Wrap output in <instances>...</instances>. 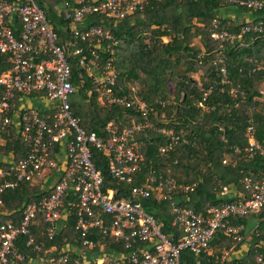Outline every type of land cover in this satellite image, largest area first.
Segmentation results:
<instances>
[{"label":"built area","instance_id":"built-area-1","mask_svg":"<svg viewBox=\"0 0 264 264\" xmlns=\"http://www.w3.org/2000/svg\"><path fill=\"white\" fill-rule=\"evenodd\" d=\"M149 1L64 0L57 10L75 37L95 40L98 49L105 40L116 43L99 26L84 27L88 16L97 14L123 20L142 12ZM230 3L241 9L264 11V0H230ZM249 34L264 39V21L243 26L238 34L214 32L211 38L233 44ZM67 52L66 45L58 43L48 11L36 0H0V59H7L10 64L0 74V147L4 146L3 134L8 131L28 144L24 157L18 161L11 154L0 155V210H3L0 217L7 218L0 222V264H182L184 252L194 257L207 254L217 231L235 235L239 228L230 224L231 218L244 217L262 208L264 171L258 181L250 178L243 181L244 193L209 205L203 212L172 204L171 227L181 234L173 241L144 207L152 194L157 200L171 199L172 182L156 184L152 179L145 185L134 186L128 197L121 199L114 197L112 189L102 190V174L92 160L93 153L107 157L108 173L113 180L133 184L134 175L144 163L135 135L150 126L148 111L142 105L143 122H132L121 129L110 122L105 129L106 138L83 130L71 112L70 99L76 89ZM90 52L94 55L93 50ZM82 53L81 48L73 51L76 56ZM94 56V60L82 56L78 64L96 84L102 82L100 95L104 105L129 108L132 103L114 96L108 86L114 82V76L106 72L109 64L101 67L98 55ZM220 62V73L224 76V57ZM24 98L40 99L46 102V108L27 106L21 103ZM165 133L169 142L159 149L163 155L174 150L177 140L171 131ZM246 135L248 146L244 151L249 156L257 151L264 154L252 126ZM61 166L53 185L45 188L48 174L59 172ZM23 184L36 187L39 198L6 213L1 196ZM227 192L224 187L220 196ZM69 217L74 219L77 238L71 242L64 238L56 257L41 254V248L35 245L33 229L42 225L41 234L53 241L68 225ZM21 239L32 254L20 251ZM84 250L95 257L87 258ZM53 251L55 247L49 249V253ZM255 264L264 263L258 257Z\"/></svg>","mask_w":264,"mask_h":264},{"label":"trees","instance_id":"trees-1","mask_svg":"<svg viewBox=\"0 0 264 264\" xmlns=\"http://www.w3.org/2000/svg\"><path fill=\"white\" fill-rule=\"evenodd\" d=\"M36 1L48 11L58 43L67 47L76 89L70 107L83 130L106 138L105 129L110 122L119 129L132 122H143L140 107L147 108L150 126L135 135L144 163L134 175L133 184L113 180L108 173L107 157L93 153L92 160L102 174V190L112 189L114 197L121 199L127 198L134 186L145 185L149 180L154 179L156 184L172 182L171 199L157 200L152 194L144 207L162 224L163 233L175 241L181 234L171 227L172 204L200 213L209 205L224 201L220 196L224 187L242 194L246 178L261 179L264 154L257 151L249 156L244 149L248 146L247 129L252 126L264 150V39L249 34L230 44L215 41L211 35L238 34L241 27L264 21V11L241 9L230 0H150L142 12L123 20L97 14L88 16L84 27L99 26L116 43L105 40L96 49L95 40L82 41L73 35L57 10L64 0ZM229 10L239 11V16L240 12L251 14L253 19L244 21L237 16L232 19ZM164 38L168 41L164 42ZM194 40L198 45L193 44ZM78 48L83 53L76 56L73 51ZM92 50L101 67L109 64L106 72L114 76V82L108 86L114 96L132 103L129 108L99 105L102 82L96 84L78 64L82 56L94 60ZM223 57L224 76L220 73ZM9 67L7 59H0V74ZM198 72L202 74L199 84L189 75ZM168 81L176 87L173 100L168 94ZM128 83L137 84L139 90L134 94ZM162 115L164 120L160 119ZM169 131L177 140L174 150L163 155L159 149L169 142L165 133ZM3 136L5 143L0 147V155L11 154L14 161L23 158L28 144L13 131ZM37 193L36 187L23 184L1 198L11 212L24 202L37 200L40 196ZM6 219L0 217V222ZM229 222L239 228L235 235L217 231L210 242L211 254L194 257L184 252L182 264H255L258 257L264 263V205L255 213L231 218ZM73 226L74 219L69 217L68 225L53 241L41 234L42 225L34 228L35 245L41 248V254L56 257L64 238L70 242L77 238ZM18 242L22 253L32 254L22 239ZM243 245H248L247 250L236 255ZM52 247L56 251L49 253ZM227 251L230 259L222 260L223 252Z\"/></svg>","mask_w":264,"mask_h":264},{"label":"rangeland","instance_id":"rangeland-1","mask_svg":"<svg viewBox=\"0 0 264 264\" xmlns=\"http://www.w3.org/2000/svg\"><path fill=\"white\" fill-rule=\"evenodd\" d=\"M230 9H232V8H230ZM230 12H228L229 13V15L231 16L232 14L234 15V17H236L238 14H239V11H233V13H232V10H229ZM241 14H240V16H242V15H247V16H245L244 18H246V19H253V17H252V15L251 14H245V13H242V12H240ZM163 41L164 42H167L168 41V39L167 38H164L163 39ZM193 44H196V45H198V43H197V41L196 40H194V42H193ZM194 80H196L197 82H198V84L201 82V72H198V73H191V74H189ZM127 86L130 88V90L135 94V91H138L139 90V86L137 85V84H133V83H128L127 84ZM167 86H168V94H169V97H170V99L171 100H173V97L176 95V87H175V84H174V82H172V81H168L167 82ZM262 87H263V92H264V84L262 85ZM34 105H35V107H38V106H41V104H38V103H33ZM105 104V101L103 100V99H99V105H101V106H106V105H104ZM160 119H162V120H164V116L162 115L161 117H160ZM57 175V174H56ZM53 180H54V178L52 179V181L51 180H49L48 181V183H47V185H51L52 183H53ZM232 235V234H231ZM210 252V251H209ZM84 254L86 255V257L87 258H90V257H95L94 256V254H91V253H89L88 251H86V250H84ZM230 254H229V251H227V252H224L223 253V256H222V260H227V259H230Z\"/></svg>","mask_w":264,"mask_h":264},{"label":"crops","instance_id":"crops-1","mask_svg":"<svg viewBox=\"0 0 264 264\" xmlns=\"http://www.w3.org/2000/svg\"><path fill=\"white\" fill-rule=\"evenodd\" d=\"M229 17H231L232 19H234V16L233 15H228ZM245 16H247V15H242V16H239V15H237V18L238 19H240V20H244V21H249L250 19H246V18H244ZM243 17V18H242ZM252 20V19H251ZM25 103L27 106H34L35 107V105L33 104L34 102L35 103H38V104H41V106H38V108H46V102L44 103L42 100H40V99H37V100H31L30 98H24V100L21 102V103ZM1 160V159H0ZM61 161H62V158L60 159ZM61 170H62V166H61V168L59 169V172H51V173H49L48 174V178H49V180H51L52 181V179L54 178V180H53V183H54V181L56 180V178L58 177V175L60 174V172H61ZM57 174V175H56ZM48 180V181H49ZM48 181L46 182V185H45V188H47V187H49V186H52L53 185V183L51 184V185H47V183H48ZM238 195H240V193L239 192H237V190L236 189H234V188H231V187H228V192H227V194L225 195V196H223V197H221V198H223V200H231V199H234L236 196H238ZM4 209H6V206L4 207ZM1 211V210H0ZM3 211V210H2ZM1 211V212H2ZM10 211H8L7 209H6V213H9ZM4 217V216H3ZM2 217V218H3ZM211 245V244H210ZM247 246L248 245H243L242 246V248H241V251H239V253H237L236 255H241V253H243L244 251H246L247 250ZM210 251V252H209ZM209 251H208V253H207V255L208 254H211L212 253V247L211 246H209ZM224 253V252H223ZM234 254V253H233Z\"/></svg>","mask_w":264,"mask_h":264}]
</instances>
